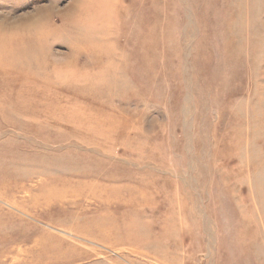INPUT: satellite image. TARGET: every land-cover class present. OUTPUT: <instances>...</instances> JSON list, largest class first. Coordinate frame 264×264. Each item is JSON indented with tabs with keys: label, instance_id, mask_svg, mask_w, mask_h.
<instances>
[{
	"label": "rangeland",
	"instance_id": "374dc122",
	"mask_svg": "<svg viewBox=\"0 0 264 264\" xmlns=\"http://www.w3.org/2000/svg\"><path fill=\"white\" fill-rule=\"evenodd\" d=\"M0 23V264H264V0Z\"/></svg>",
	"mask_w": 264,
	"mask_h": 264
},
{
	"label": "bare ground",
	"instance_id": "6f19581e",
	"mask_svg": "<svg viewBox=\"0 0 264 264\" xmlns=\"http://www.w3.org/2000/svg\"><path fill=\"white\" fill-rule=\"evenodd\" d=\"M39 12V11H38ZM0 30H2V32H3V23H0ZM3 34H4V32H3ZM1 35V36H5V35ZM3 38V37H2ZM0 40H1V38H0ZM2 41V40H1ZM1 41H0V43H1ZM3 42H4V40H3ZM96 181V180H95ZM90 184V183H89ZM89 184H85V185H82V186H76V187H69V186H67V187H65L64 186V188L63 187H61L60 189H61V191L59 190L58 192V194L54 197L55 198V202H57V201H62V200H64V198L66 197L65 195H67V194H70V195H72V196H77L78 194H80L82 191H83V189H85L84 187H87ZM92 185H93V183H92ZM102 188V187H101ZM137 188V187H136ZM91 189H93L94 191L93 192H96V189L95 188H91ZM113 190V189H112ZM54 191V190H53ZM114 191V190H113ZM116 191V190H115ZM63 197V198H62ZM61 198H62V200H61ZM60 199V200H59ZM51 201V200H50ZM63 202V201H62ZM44 244V243H43Z\"/></svg>",
	"mask_w": 264,
	"mask_h": 264
}]
</instances>
